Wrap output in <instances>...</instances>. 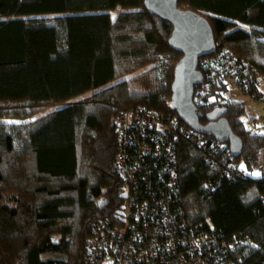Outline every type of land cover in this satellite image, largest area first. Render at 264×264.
Wrapping results in <instances>:
<instances>
[{"label": "trees", "instance_id": "obj_1", "mask_svg": "<svg viewBox=\"0 0 264 264\" xmlns=\"http://www.w3.org/2000/svg\"><path fill=\"white\" fill-rule=\"evenodd\" d=\"M177 4L210 24L211 67L233 62L254 82L240 93L261 97L264 0ZM171 32L143 0H0V264H86L93 227L120 226L127 196L115 120L130 109L182 126L176 183L188 224L236 239L238 264H264L262 136L246 127L244 101L222 92L236 88L228 70L195 86L193 99L202 124L223 110L240 156L181 122L170 107L181 58L168 44Z\"/></svg>", "mask_w": 264, "mask_h": 264}, {"label": "built area", "instance_id": "obj_2", "mask_svg": "<svg viewBox=\"0 0 264 264\" xmlns=\"http://www.w3.org/2000/svg\"><path fill=\"white\" fill-rule=\"evenodd\" d=\"M207 58L198 67L201 74L206 71L202 74L206 81L221 80L222 70H228L239 92L254 88L245 72L237 73L233 62L230 68L224 62L218 71ZM218 58L214 57L220 64L223 60ZM115 127L117 168L126 186L124 215L120 226L100 222L93 227L85 242L86 264H238L231 257L240 246L236 239L221 240L200 225L188 224L184 217L175 154L182 126L153 111L136 109L120 113ZM185 133L189 141H196L194 134Z\"/></svg>", "mask_w": 264, "mask_h": 264}, {"label": "water", "instance_id": "obj_3", "mask_svg": "<svg viewBox=\"0 0 264 264\" xmlns=\"http://www.w3.org/2000/svg\"><path fill=\"white\" fill-rule=\"evenodd\" d=\"M178 0H143L146 11L172 26L168 40L170 48L181 54L173 73L171 108L181 122L193 133L211 137L219 144H227L233 157L240 156L242 141L231 130L221 108L205 114L206 124L194 104V88L204 84L199 60L216 52L213 31L203 16L178 8Z\"/></svg>", "mask_w": 264, "mask_h": 264}, {"label": "rangeland", "instance_id": "obj_4", "mask_svg": "<svg viewBox=\"0 0 264 264\" xmlns=\"http://www.w3.org/2000/svg\"><path fill=\"white\" fill-rule=\"evenodd\" d=\"M258 91L262 95L258 99L241 94L233 85H228L222 92L232 99L244 101V114L242 115V119L246 122V127L264 138V83L259 85ZM262 137L260 139L264 142ZM50 240L56 241L58 237L51 238Z\"/></svg>", "mask_w": 264, "mask_h": 264}]
</instances>
